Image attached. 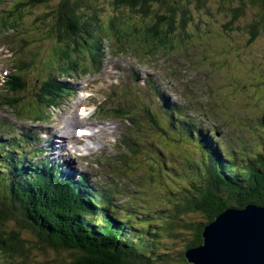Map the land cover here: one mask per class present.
<instances>
[{"label":"trees","instance_id":"obj_1","mask_svg":"<svg viewBox=\"0 0 264 264\" xmlns=\"http://www.w3.org/2000/svg\"><path fill=\"white\" fill-rule=\"evenodd\" d=\"M181 1L12 0L4 4L6 0H0V26H7L5 22L9 21L11 25H8V29L12 30L22 27L25 13L32 12L35 7H53L35 21L44 27L42 37L47 38L48 42L54 41L52 45H55V59L50 57L53 67L48 70L46 79L38 76L28 81L27 71L34 66L32 63L39 56L37 51L28 60L19 59L17 73L7 80L6 92L15 94L17 90L12 80H20L21 86L35 89L40 95L48 92L56 97L48 101L42 97L31 100L7 95L3 99L5 105L15 108L14 115L21 117L22 114L35 115L40 105L55 104L62 92L69 90L60 82V78L85 66L83 63L89 62L90 57L95 65L103 54L106 39L113 36L115 42L122 45H126L129 38H135V43L149 54L164 53L169 48L186 43L194 35L188 27L197 32L201 27L192 20L190 8L183 6ZM186 1L189 6V0ZM253 1L262 7V21L251 25L249 31L252 40L264 29V0ZM241 9L234 11V18L243 13ZM229 27V24L224 26ZM130 45L128 43L125 47L133 48ZM45 62L48 65V55L41 65ZM23 68H27V71H22ZM220 96L223 106L230 104L224 95ZM21 104L24 105L21 107ZM229 119L236 126L237 121ZM155 125L161 133H165L159 119ZM240 125L244 126L243 123ZM172 126L175 133L171 136L175 140L171 141L170 146L174 149L175 141L181 150L186 145L193 146L199 149L201 156L186 154L183 161L187 171L180 172L174 167L180 157L172 151L169 166L173 170L168 172L172 179L167 177L164 182L173 187L171 193L160 195L166 202H162L161 198L156 201L155 197H149L143 206L131 198L128 201L116 200L112 194L114 192L96 193L94 197L91 191H96L92 188L87 187V192L74 181L64 180L47 168L45 161L37 162L32 158L36 153L29 154L35 139L33 134L18 136L13 121H0V257L3 259L0 264L169 262L176 250L161 245L164 235L172 240L189 232L191 238L185 249L192 248L203 243L204 226L226 208L234 204L245 207L248 203L264 206V148L239 157L230 155L224 160L217 158V148L211 147L212 137L208 133L198 132L197 126L189 123L175 121ZM135 127L141 130L144 125L137 123ZM156 143L152 140L148 153L156 154L159 163L162 159L163 164L158 170L163 176L167 173L161 150L164 146L160 143L156 148ZM175 150L180 151V148L176 146ZM186 151L189 152V148ZM146 160L138 162L143 173L141 167ZM145 171L146 176L142 177L144 183L149 180L154 185L156 172L153 166L147 164ZM182 174L183 177L192 174L193 178L183 182ZM175 179L183 184L175 182ZM140 199L145 198L141 195ZM170 199L173 200L171 203ZM153 214H157L153 217L155 221L150 218ZM197 216L203 218L197 219ZM34 251L44 254L43 259L36 257L32 262V257L36 255L32 253ZM52 254L55 255L50 259L49 255ZM178 254L182 259L179 264H188L184 251Z\"/></svg>","mask_w":264,"mask_h":264},{"label":"rangeland","instance_id":"obj_2","mask_svg":"<svg viewBox=\"0 0 264 264\" xmlns=\"http://www.w3.org/2000/svg\"><path fill=\"white\" fill-rule=\"evenodd\" d=\"M10 1L12 0H6V3H9ZM188 2L189 6L186 0H182L181 4L185 7L187 5V7L190 8L189 12L192 14V20H195L201 29L197 32L196 30L189 29L188 27V30L194 32L191 40L189 38L186 43L175 46L173 49L169 48L168 50H165L166 53H164L163 56L153 58V60L158 63H163L164 65L173 61L183 63L182 65H179L176 62L174 63L176 69L180 71V78L167 83L166 87L169 91L167 99L173 102L181 101L174 98L172 95L178 94L181 90L182 84L184 83L183 89L189 86L194 94L200 97V100L203 103L202 106L207 105L210 101L209 106H212V108L219 112V114L216 115L217 117H214L218 120V129L222 131V133H219L218 138H221V140L229 148H234L238 157L240 155H244L245 153H255L256 149L261 151L264 148V142L262 141V138L264 137V125L261 124L262 122L260 121V116H264V29L261 28L263 30L257 37H254L253 40L250 39L251 34L249 30L252 24L262 21V16H260L262 7L261 5H257L253 0H205V2H201L199 0H189ZM240 7H242L241 11L243 10V13L240 14L239 17L234 18V11ZM52 8L53 7L44 5L41 7H35L30 13H25V17L22 21L23 26L17 30L7 28L10 24L9 21L6 22L7 26H0V66L2 68L9 67L10 73L14 72L15 69L11 66L12 63L15 64V62L20 58L28 60L33 56V53L38 51L39 56H36L34 63H32L34 66L27 71L28 81H30V79L38 78V76L42 80L47 78L48 70L53 67L50 57L55 59V45H52L54 44V41L48 42L47 38L42 37L43 33L41 31L44 30V27L41 24L39 25L35 19ZM228 24L230 27L224 28V26ZM114 38L115 37L113 36L111 39H106L107 41L104 45H109L112 53L106 52L105 60L101 65V71L99 74L84 75L79 71L72 75V83L74 87L77 85V89H79V86L82 87V85L86 86L87 84L88 88H90L92 96L82 102L95 104L96 106L93 112V117L83 120L82 124L95 121L93 124L97 125L99 122H106L107 120L115 121L116 125H112L114 129L113 133L108 135L101 133V135L98 136V139L100 140L97 142L96 150L98 155L103 159H105V157H112V154H115L116 152L118 153L121 150L118 146H113L111 148L107 147L104 141L112 146L110 140L116 138L119 140L125 131L127 132V142H131L132 144L135 141L140 142L139 135L141 133L144 134V139L149 141L139 145L140 147H144L145 150H142V152L138 154V158L134 157L131 159V157H129L131 153L129 151L127 152L129 163H127V158L125 159V163H121L122 166L126 164V169L123 172L125 178L121 177L120 179L112 180L113 182L111 183L110 178L114 176L115 173L113 170L110 171V168L115 167L104 166L101 163H99L98 166H94L92 161L98 162L96 159L89 162L86 160L75 159L72 165L69 164V167L75 168L73 172L75 173V179H77L79 175L87 173L90 177V184L96 183L98 186L102 185L103 187L108 188L111 185L115 188V183L122 181L123 185L126 186V192L128 193L133 192L134 190V187L127 185L129 176H132L140 183H143L144 192L149 191L150 189L151 191L148 193H153V198L155 197L157 201L158 198H163L160 195H169L173 189L168 182L164 183L167 177L172 179L171 175L168 174V172L173 170L170 169L169 166V152L171 150L170 136L166 135L161 138L159 136L155 137L158 142L155 147L158 148V144L160 143L164 146V148L161 147L162 149H160L163 151V157L166 160L165 168L167 173L161 176L160 170H157V168L162 166L163 161L161 159V162L159 163V157L156 154L148 153L146 145L154 139V128L148 127L149 119L153 118V115L155 114L162 116L158 113H161L163 110H160L159 106H157V99H154V103L153 100H151L152 93L148 89V84L145 82V84L142 85V83L144 80L160 81L164 77V72L157 75L160 71L150 65L152 61L151 59L146 58L137 60L129 54H124L126 53V49H128L130 52H133V50L140 51V56H145V50L135 43L137 42L135 38L131 37L126 40V45L116 43ZM44 39L47 40L48 43H46ZM128 43H130V46H133V48L125 47L128 46ZM3 44L9 45L12 51H15V55L7 56V47H3ZM122 46L125 48L124 50H120L123 52L121 54L118 49ZM106 50L107 47L104 46L103 51L105 52ZM47 55L49 59L48 65H45L46 62L41 65ZM204 56H207V58ZM88 61L89 62L83 63V65L90 64L91 57L88 58ZM190 63L192 66L191 69H189ZM130 70H136L138 73L136 78L137 80L133 83L129 82ZM78 76L81 78H77ZM117 79L122 82L121 86L116 87L115 85H111V82H115ZM113 91L116 92L115 98H110L109 94ZM3 92L4 91L1 90L0 85V94ZM80 95H82L81 92H76L72 98L64 101V104L60 108L52 110L51 117L48 115V118L44 120V122L39 121L34 123L24 119H21V121L24 122H18L15 120V108H12L14 112L11 109L5 108L0 110V118H2L3 121H6V123L9 121L15 122L18 125V128L21 126L31 128L32 133L37 132V130L40 131L41 137L43 138L40 143V147L46 151V157L52 159L54 162L64 165L65 171H67L68 167L65 164V159L71 156L70 146L67 148L57 149V144L54 143L52 139H46L43 136H45L44 133H46V128L53 129V134H50L51 136L56 134L57 130L65 131L69 129V131L74 135L75 127L79 124L76 123L69 126L67 118L70 115L76 114L78 106L76 103L81 99ZM205 95L209 98L204 97ZM220 95H224L229 100L230 104L223 106ZM27 97L30 99L32 98V100L37 99V97L29 91L27 92ZM102 103L105 105L107 110L124 104L125 107L123 108H125V111L128 113L132 112V115H136V118L133 117L135 121L147 126H144L141 129L138 136L133 134L130 130L132 128L134 130L132 118L130 120V116L127 115L119 118V120L115 118V116H112L110 111L104 112L100 107V104ZM24 104H21V107ZM95 106L92 105L91 108H94ZM144 106L151 108L150 110L153 115L150 112H147L146 114ZM214 112L217 114L216 111ZM154 118L155 119L153 120H157L156 117ZM228 118L235 119L237 121L236 126L233 125ZM74 119H77L79 122L81 121V119L74 116L70 118V122ZM245 119H247L248 124L246 126H239L238 122L243 123L244 125L246 124ZM60 122H65L66 127L60 129ZM54 140H59V137ZM120 140H123V138H120ZM176 146L177 144L175 142L174 150ZM178 147L181 150V146L178 145ZM177 155L183 159V156H181L180 153H177ZM90 158L92 159L93 157L91 156ZM140 158L147 159L145 164L142 163L141 167L144 173L140 171L139 165L134 166ZM153 161H155V163H153ZM147 164H150L156 170L154 175L156 181L154 180V185H151L149 180L144 183L142 178L146 176L145 166ZM177 165L181 169L180 172L187 171L185 170L186 167L184 164H174V167ZM62 170L64 171V169ZM62 174L65 175V172H62ZM180 176L183 182L184 180L189 182L193 178L192 174L186 175L187 177H183V174ZM174 181L180 185L183 184L178 179H175ZM152 186L154 188H152ZM123 187L119 188V190L123 189ZM115 190L116 197L126 199L127 196H120V194H117V189ZM145 196H148V194ZM171 201L173 200L170 199V203ZM146 202V198L140 199V203L143 206L146 205ZM162 202H166V199H162ZM250 204L254 203H248L247 205ZM232 207L244 208L238 207L236 204ZM156 216L157 214H153V216L150 217L151 220L155 221V218L153 217ZM200 218H203V216H197V219ZM152 221L150 222L153 223ZM204 221L205 219L202 222ZM190 238L191 236L189 232L182 234V236L178 239L172 240L169 236L164 235L161 239V242H163L161 245L173 248L176 251L174 252V255L168 259L170 260L169 262L163 261L159 262V264H179L182 259L178 252L182 251H184L186 262L191 264L192 262H189L185 255L187 249L189 250L191 248L185 249L187 247V243L190 241ZM32 253L34 255L36 254L35 257H32V262L35 261L34 258L36 257H38L39 260L44 257V254L37 251ZM54 255L55 254L49 255L50 259H52ZM2 261L3 259L0 257V262ZM16 264L20 263L17 262ZM33 264L36 263L33 262Z\"/></svg>","mask_w":264,"mask_h":264},{"label":"water","instance_id":"obj_3","mask_svg":"<svg viewBox=\"0 0 264 264\" xmlns=\"http://www.w3.org/2000/svg\"><path fill=\"white\" fill-rule=\"evenodd\" d=\"M202 235L203 243L185 252L191 264H264V206L229 207Z\"/></svg>","mask_w":264,"mask_h":264},{"label":"bare ground","instance_id":"obj_4","mask_svg":"<svg viewBox=\"0 0 264 264\" xmlns=\"http://www.w3.org/2000/svg\"><path fill=\"white\" fill-rule=\"evenodd\" d=\"M6 3V2H5ZM32 5H34V4H32ZM27 6V5H26ZM20 7V6H19ZM18 8V7H17ZM1 12V11H0ZM2 14V13H1ZM10 18V17H9ZM15 19V18H14ZM7 22V21H6ZM5 22V23H6ZM12 23V22H11ZM11 25V24H10ZM6 26V25H5ZM17 26V25H16ZM226 26V25H225ZM8 28V27H7ZM46 29V28H45ZM188 33V32H187ZM2 37H4V36H2ZM120 39V38H119ZM85 46V45H84ZM101 46V45H100ZM102 47V46H101ZM98 48V47H97ZM96 49V48H95ZM81 50V49H80ZM78 54V53H77ZM59 56V55H58ZM239 63V62H238ZM73 66V65H72ZM22 71H27V68H23L22 69ZM15 80V79H14ZM16 81V80H15ZM16 82H18V83H20V84H16ZM16 82H13V80H12V83L16 86V92H15V94H13V93H7L6 92V94L5 93H2V94H0V97L2 98V99H5L4 98V96H13L14 98H25V99H30L29 97H27V92L29 91V92H31L32 94H34L36 97H37V99L39 98V97H42L43 99H45V100H48V101H50L53 97H56V95H52L51 93H48V92H46V93H43V94H39L38 93V91L37 90H35V89H28L26 86L24 87V86H21L22 85V82L19 80V81H16ZM21 86V87H20ZM149 95V94H148ZM151 96V95H150ZM31 100H32V98H31ZM152 100V99H151ZM137 102H138V100H137ZM124 103V102H123ZM122 103V104H123ZM153 103H154V101H153ZM156 104V103H155ZM121 105V104H120ZM124 105V104H123ZM135 105V104H134ZM133 106V105H132ZM137 106H138V103H137ZM137 106H136V108H137ZM143 106V105H142ZM156 106V105H155ZM158 106V105H157ZM131 107V106H130ZM135 107V106H134ZM133 107V108H134ZM139 107H140V105H139ZM138 107V108H139ZM129 109H131V108H129ZM134 110V109H133ZM137 110V109H136ZM158 110V109H157ZM144 111V110H143ZM88 114V116H90L91 115V113H87ZM71 117H74V115H70L69 117H68V123H69V126H71L72 124H75L76 122H79L77 119H74L73 121H71L70 122V118ZM77 118H78V116H76ZM128 118V117H127ZM130 118V117H129ZM79 119V118H78ZM133 124V123H132ZM164 128V127H163ZM70 130V129H69ZM69 130H65V131H59V130H57L56 132L58 133V136H59V138H60V142H58V145H57V149H59V148H61V147H64L65 145H66V143H68V142H70V140H71V138L73 137V135H72V133L69 131ZM46 132L47 133H49V134H53V129H51V128H46ZM102 133L104 134V135H108L109 134V132L108 131H106V130H104V129H102ZM23 141V140H22ZM99 144V143H98ZM148 144V143H147ZM3 148H4V146H3ZM117 153V152H116ZM32 155V154H31ZM131 155V154H130ZM130 157V156H129ZM129 158H127V160H128ZM66 160H69V161H72L73 160V157H68ZM69 164H70V162H69ZM126 165V164H125ZM69 169H71V167H69ZM125 171V170H124ZM239 186V185H238ZM161 217V216H160ZM164 217V216H163ZM106 237V236H105Z\"/></svg>","mask_w":264,"mask_h":264}]
</instances>
